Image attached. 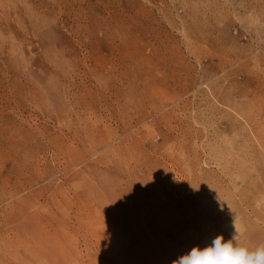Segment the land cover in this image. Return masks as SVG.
Listing matches in <instances>:
<instances>
[{"label":"rangeland","instance_id":"1","mask_svg":"<svg viewBox=\"0 0 264 264\" xmlns=\"http://www.w3.org/2000/svg\"><path fill=\"white\" fill-rule=\"evenodd\" d=\"M209 227L264 245V0H0V264H173Z\"/></svg>","mask_w":264,"mask_h":264},{"label":"clouds","instance_id":"2","mask_svg":"<svg viewBox=\"0 0 264 264\" xmlns=\"http://www.w3.org/2000/svg\"><path fill=\"white\" fill-rule=\"evenodd\" d=\"M238 235V230L228 240L223 234L218 235L210 245L194 246L173 264H264V245L250 248L238 239Z\"/></svg>","mask_w":264,"mask_h":264},{"label":"bare ground","instance_id":"3","mask_svg":"<svg viewBox=\"0 0 264 264\" xmlns=\"http://www.w3.org/2000/svg\"><path fill=\"white\" fill-rule=\"evenodd\" d=\"M214 233H212V228H206L203 232H199L200 237H202L204 239V243L208 246L212 243L213 239L217 236V234L215 233V235L213 237H211ZM211 238L209 240H207L208 238Z\"/></svg>","mask_w":264,"mask_h":264}]
</instances>
